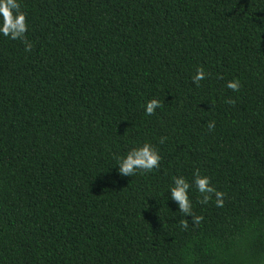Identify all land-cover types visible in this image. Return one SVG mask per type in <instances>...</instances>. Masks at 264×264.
Returning <instances> with one entry per match:
<instances>
[{
	"label": "trees",
	"instance_id": "1",
	"mask_svg": "<svg viewBox=\"0 0 264 264\" xmlns=\"http://www.w3.org/2000/svg\"><path fill=\"white\" fill-rule=\"evenodd\" d=\"M21 10L32 50L0 36V264H264V0ZM146 141L159 168L120 176ZM197 171L225 195L193 189V224L168 189Z\"/></svg>",
	"mask_w": 264,
	"mask_h": 264
},
{
	"label": "clouds",
	"instance_id": "2",
	"mask_svg": "<svg viewBox=\"0 0 264 264\" xmlns=\"http://www.w3.org/2000/svg\"><path fill=\"white\" fill-rule=\"evenodd\" d=\"M22 0H0V36L11 40H19L25 45V52L32 50L33 44L27 39L26 33L29 30L27 22V13L21 10ZM205 72L202 68H197L193 83L199 86V82L205 78ZM226 87L236 92L239 91L241 84L238 79H232L227 82ZM232 103L233 101H229ZM161 107V101L152 98L144 105V113L151 116ZM215 127V122L208 123V129L211 131ZM164 140L161 138L160 143ZM161 155L158 148L151 142L131 147L126 154L116 158L117 172L120 176L132 177L138 173L152 172L158 169L161 162ZM195 189L200 193L202 199H198L201 204H207L213 196L217 207L223 206L224 192L213 187L211 178L207 175H201L199 171L193 174L191 180L183 175L175 176L168 189V195L172 201L178 205V211L184 217L191 219L193 224H199L203 217L196 216L193 213V201L191 192ZM183 227H188L185 222Z\"/></svg>",
	"mask_w": 264,
	"mask_h": 264
}]
</instances>
